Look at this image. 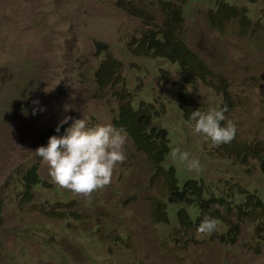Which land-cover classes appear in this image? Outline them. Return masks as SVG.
<instances>
[{"label":"rangeland","instance_id":"obj_1","mask_svg":"<svg viewBox=\"0 0 264 264\" xmlns=\"http://www.w3.org/2000/svg\"><path fill=\"white\" fill-rule=\"evenodd\" d=\"M191 1L0 0V264H264V204L255 205L264 202L260 160L244 164L224 144L195 133V122L185 121L178 105V67L129 50L150 25L174 27L214 81L227 80L239 143L264 150V0ZM109 56L123 64L135 105L151 103L158 112L153 126L170 133L169 162L183 181L222 191L217 207L226 221L213 233H197L186 201L128 133L127 159L110 185L89 197L76 194L54 183L43 162L39 174L53 191L41 189L33 204L23 202L20 176L38 164L44 132L65 116L73 119L60 137L76 119L118 128L121 98L96 76ZM190 90L205 109L224 103L203 83ZM37 108L45 110L33 115ZM176 149L198 159L201 171H189ZM55 212L67 218L53 219ZM235 226L238 236L230 230Z\"/></svg>","mask_w":264,"mask_h":264},{"label":"trees","instance_id":"obj_2","mask_svg":"<svg viewBox=\"0 0 264 264\" xmlns=\"http://www.w3.org/2000/svg\"><path fill=\"white\" fill-rule=\"evenodd\" d=\"M173 1L175 0H170V2ZM194 1L197 0H192L191 2ZM183 7L184 5L178 9L175 13L176 16H181L184 11ZM219 12H222V4L219 5ZM96 46L101 54L108 55L109 47L107 45L98 42ZM129 50L136 57L163 59L169 64L178 67V105L185 121L195 122L190 120L193 111L199 109L202 112L211 111L210 108L205 109L197 96L190 90L202 83L212 89L214 88L217 93L223 95L224 103L219 110L226 107L228 110L225 116L227 119H230L229 114L234 110V101L227 80L220 78L218 82L214 81V73L211 68L187 45L174 27L169 25H150L147 30L143 31L140 37L133 39L129 44ZM122 70L123 64L113 56H109V59L100 66L96 73L98 84L102 88H112L114 94H117L121 98V105L116 119L117 127L126 129L137 149L144 152L154 164L168 175V181L175 190L174 192L180 194L182 199L186 201L188 208L185 211L191 223L199 225L204 217L208 216L216 218L219 224H222V222L226 221V216L217 207L223 201L222 191L197 179L183 181L182 172L169 162L172 155L170 133L165 128L153 126V121L159 117L158 112L153 109V104L150 103L147 107L142 104L139 106L135 105L133 91L130 84L123 79ZM162 73L164 80L170 82V73L165 69H162ZM223 123H226V121ZM56 128H51L43 133L41 146L47 147L50 137H60L62 135L64 129L61 128L57 132ZM224 150L228 153V156L236 158L244 164H247L250 158H257L260 160L264 172L263 149L242 145L239 143L236 135L231 143L224 144ZM43 162V159L39 157L38 164L20 176L22 182L21 197L26 204H33L36 194L41 189L48 192L53 191V188L39 174L40 166ZM251 196L252 198H256L254 194H251ZM263 204L264 202L259 203L255 200V205L259 207L258 209ZM237 206H241V203L237 204ZM3 209V204L0 202V223ZM195 214H199V216L195 217ZM50 215L53 219L64 220L67 218L66 215L60 212L51 213ZM230 230L238 236L239 231L236 226L230 228Z\"/></svg>","mask_w":264,"mask_h":264},{"label":"clouds","instance_id":"obj_3","mask_svg":"<svg viewBox=\"0 0 264 264\" xmlns=\"http://www.w3.org/2000/svg\"><path fill=\"white\" fill-rule=\"evenodd\" d=\"M34 104L38 106L39 101H34ZM43 110L45 109L37 108L33 115ZM227 110L225 107L216 111H193L190 120L195 121L194 132L210 138L215 146L231 143L235 139L237 127L225 116ZM72 119L71 116H65L56 131L59 132ZM127 138V131L123 127L116 128L111 124L88 127L85 118L76 119L66 129L64 136L50 137L48 146L39 147L35 154L49 166V174L54 183L89 197L93 192L110 185L116 166L126 161ZM173 155H179V159L186 162L189 171H201L199 160L190 158V153L176 149ZM218 224L216 218L205 216L197 228V233L211 234L217 230Z\"/></svg>","mask_w":264,"mask_h":264}]
</instances>
